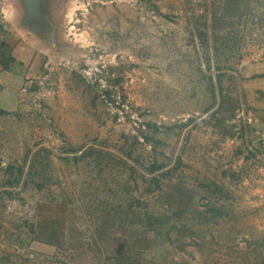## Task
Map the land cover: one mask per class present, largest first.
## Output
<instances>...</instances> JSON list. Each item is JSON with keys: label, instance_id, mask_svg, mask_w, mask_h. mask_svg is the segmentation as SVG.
I'll return each instance as SVG.
<instances>
[{"label": "rangeland", "instance_id": "1", "mask_svg": "<svg viewBox=\"0 0 264 264\" xmlns=\"http://www.w3.org/2000/svg\"><path fill=\"white\" fill-rule=\"evenodd\" d=\"M0 113V264H264V0H59Z\"/></svg>", "mask_w": 264, "mask_h": 264}, {"label": "crops", "instance_id": "2", "mask_svg": "<svg viewBox=\"0 0 264 264\" xmlns=\"http://www.w3.org/2000/svg\"><path fill=\"white\" fill-rule=\"evenodd\" d=\"M0 8L10 16L5 20L0 12V113H10L20 106L24 93L35 88L52 48L49 35L26 24L22 0H0ZM47 10L52 22L59 23V0H47Z\"/></svg>", "mask_w": 264, "mask_h": 264}, {"label": "water", "instance_id": "3", "mask_svg": "<svg viewBox=\"0 0 264 264\" xmlns=\"http://www.w3.org/2000/svg\"><path fill=\"white\" fill-rule=\"evenodd\" d=\"M26 7L25 22L33 30L48 36L55 30L47 10V0H22Z\"/></svg>", "mask_w": 264, "mask_h": 264}, {"label": "clouds", "instance_id": "4", "mask_svg": "<svg viewBox=\"0 0 264 264\" xmlns=\"http://www.w3.org/2000/svg\"><path fill=\"white\" fill-rule=\"evenodd\" d=\"M0 12H3L5 20H9L10 16L7 10L0 8Z\"/></svg>", "mask_w": 264, "mask_h": 264}]
</instances>
